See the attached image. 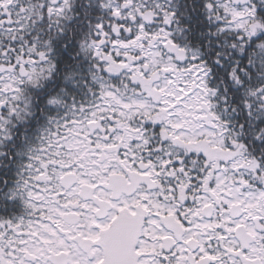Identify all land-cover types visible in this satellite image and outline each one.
<instances>
[{
  "label": "snow or ice",
  "instance_id": "obj_1",
  "mask_svg": "<svg viewBox=\"0 0 264 264\" xmlns=\"http://www.w3.org/2000/svg\"><path fill=\"white\" fill-rule=\"evenodd\" d=\"M0 264H264V0H0Z\"/></svg>",
  "mask_w": 264,
  "mask_h": 264
}]
</instances>
